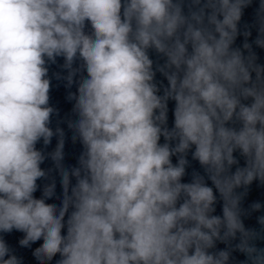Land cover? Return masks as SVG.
I'll return each mask as SVG.
<instances>
[{"label": "clouds", "instance_id": "1", "mask_svg": "<svg viewBox=\"0 0 264 264\" xmlns=\"http://www.w3.org/2000/svg\"><path fill=\"white\" fill-rule=\"evenodd\" d=\"M252 3L0 0V233H24V247L42 240L33 252L39 264L57 255L56 264H229L233 250L245 254L240 264H264L255 244L264 237L241 219L247 188L264 185V65L247 28L243 50L233 47ZM255 23L254 43L264 48V0ZM150 51L164 62L154 64ZM57 57L69 86L86 73L68 97L77 115L68 127L83 145L70 170L62 163L64 132L49 127L55 110L46 65ZM157 72L167 80L162 95ZM54 134L59 207L46 203L54 182L34 196L47 175L36 145ZM190 151L214 187L196 171L182 182ZM214 189L222 216L213 214ZM258 223L264 231V216ZM237 234L234 248L212 251ZM0 264H22L2 237Z\"/></svg>", "mask_w": 264, "mask_h": 264}, {"label": "water", "instance_id": "2", "mask_svg": "<svg viewBox=\"0 0 264 264\" xmlns=\"http://www.w3.org/2000/svg\"><path fill=\"white\" fill-rule=\"evenodd\" d=\"M259 6V0H253V3L243 10V16L238 25L240 30V35L237 36L233 47H240L242 50L243 43L245 42V37L243 36V32L246 30L251 31V36L247 38V42L252 45V51L256 54L257 60L256 63L260 65H264V48L257 47L254 43L257 38L258 32L256 27V9ZM91 27L88 25L86 27V31H90ZM244 54L247 55V51H244ZM150 58L153 59L155 63H163V58L158 57L157 54L153 51H150ZM65 61L63 57H57L55 63L47 62L48 68V79L50 80V92H49V106H51L55 111L51 116V122L49 127L55 133L57 128H60L64 132V159L63 165L69 170L72 167L78 166L79 157L83 151V145L77 139L75 142L72 137L74 135V131L68 127L69 122H74L77 119V115L74 112V100H70V93H77L78 82L82 75H86L84 72H78L76 76L73 78V83L69 86L65 77L68 75V70L63 67ZM80 61H76L73 64V68H79ZM254 75V74H253ZM155 80L158 86L161 87L160 94L163 93V87L167 86V80L157 72ZM168 127L171 128L174 122L173 109H174V101L168 102ZM59 137L57 135H53L51 138L50 144L45 146L43 144V140L37 143L36 148L45 155L44 162L40 165V167L47 173L46 177L41 178L37 181L38 189L34 193L36 198H41L43 193V188L47 184L55 183V195L46 200V203L55 204L58 207L61 205V201L63 199V189L61 185V176L59 174V170L56 168L54 161L50 157V153L54 152L58 143ZM161 143H163V138L161 139ZM194 150V149H193ZM234 155L239 160L240 167L245 166V160L240 154L234 153ZM189 166L186 169V175L183 178L182 182H191L193 171L199 172L201 175L205 176V181L208 186H213L211 181L207 179V176L204 172V169L200 166L198 161L192 159L191 151L188 153ZM176 162V157H173V163ZM237 165H234L232 171H235ZM76 180L74 177L71 178V184L74 185ZM214 187V186H213ZM237 193L245 192V189L240 188L236 190ZM214 193L217 196V203L215 204V213L214 215L222 216V200L219 197V193L215 191ZM254 202H259L262 205L260 211H252L251 205ZM241 209L245 214L241 216L243 220L244 226L246 229H254L257 232H260L261 236L264 237V231H262V226L258 223V217L264 216V185L260 184V182L254 181L246 191V195L243 196L241 201ZM0 237H2L5 243L11 249L12 254L16 255L22 262V264H39L36 258L33 256L34 250L39 247L43 241H37L32 243L30 247H24L20 245V240L23 239L24 233L13 230L10 233H0ZM239 243V234H237V239L232 240L229 244H225L217 241L216 247L212 251L223 250L231 246H234ZM255 244L259 248H264V239H258L255 241ZM60 259L59 255L53 258L50 264H56V261ZM245 254L239 252L238 250H233L231 253L229 264H240L241 261H245Z\"/></svg>", "mask_w": 264, "mask_h": 264}]
</instances>
